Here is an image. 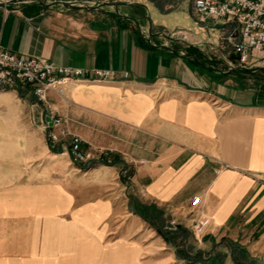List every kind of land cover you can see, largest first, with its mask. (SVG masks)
<instances>
[{
    "label": "crops",
    "instance_id": "obj_1",
    "mask_svg": "<svg viewBox=\"0 0 264 264\" xmlns=\"http://www.w3.org/2000/svg\"><path fill=\"white\" fill-rule=\"evenodd\" d=\"M183 2L192 14L191 0ZM118 3L117 11H68L0 0V48L116 72L112 80L70 81L63 98L48 93L66 128L107 153L86 169L48 149L32 97L0 93V264H264V82L237 84L233 78L250 76L210 73L149 48V30L153 44L189 47L150 20L151 10L165 15L174 4ZM222 23L220 40L235 58L236 26ZM198 52L227 70L226 53ZM123 168L129 184L118 175ZM193 196L199 203L191 207ZM200 215L209 224L195 238ZM164 251L170 256L152 260Z\"/></svg>",
    "mask_w": 264,
    "mask_h": 264
},
{
    "label": "built area",
    "instance_id": "obj_2",
    "mask_svg": "<svg viewBox=\"0 0 264 264\" xmlns=\"http://www.w3.org/2000/svg\"><path fill=\"white\" fill-rule=\"evenodd\" d=\"M190 12L202 20L217 18L236 26L237 39L231 43V50L238 66H246L264 57V0H191ZM168 39L195 46L199 51L205 47L200 42L189 41L181 30L172 31ZM226 63L233 67L230 61ZM115 76L116 72L110 69L59 66L41 58H21L0 48V93L14 92L20 97H32L41 110L48 149L67 155L74 165L82 169L102 164L107 153L93 149L66 128L64 116L50 102L48 93L54 92L63 98V87L70 81H106ZM118 175L129 184L131 176L127 168L120 170ZM198 203L197 196L191 197V207ZM208 224L209 219L200 215L191 225L193 236L199 237Z\"/></svg>",
    "mask_w": 264,
    "mask_h": 264
},
{
    "label": "rangeland",
    "instance_id": "obj_3",
    "mask_svg": "<svg viewBox=\"0 0 264 264\" xmlns=\"http://www.w3.org/2000/svg\"><path fill=\"white\" fill-rule=\"evenodd\" d=\"M60 1H65V0H60ZM78 3H84V2H91V3H100V2H109V3H118L121 2L123 0H76ZM132 1V0H129ZM157 4H159L160 6L163 5L165 2H169L171 4H174L173 8H176L174 11H172L171 13L165 14V15H157L155 14V12L153 13V11H150V20H157V22H159V28L158 31L161 33V36L163 37H168V35L172 32V31H176V30H181L183 32H185V34L187 35L189 41H196V42H201L202 44H215L217 42V44L219 45V50H208L206 49V47L202 48V51H206V52H210L213 53L214 55H217L220 52H224L226 53L225 55H230V46H228L224 41L220 40V38L223 37V32L225 31L223 26H222V19H217V18H206L204 20H202L201 18H198L196 16H193L192 14L189 13L188 9H187V4L185 2H183V0H154ZM156 18H155V17ZM222 20V21H221ZM226 24H224L225 26L227 25L230 26L229 23L225 22ZM223 28V29H222ZM229 28V27H228ZM185 45V44H184ZM188 46V45H187ZM194 47L195 49H197L195 46H191ZM181 49H186V46H182ZM198 50V49H197ZM183 52V51H182ZM210 56V55H209ZM227 56V57H228ZM211 57V56H210ZM231 58H226L224 61H230L231 64L233 66H238L234 60V58L232 56H229ZM255 66H264V57L263 58H257L254 61L249 62L246 67H255ZM226 69L228 70L230 67L227 65V63L225 64ZM252 78H249L248 76H237L235 78H233V82L234 79L236 81L237 84H241V85H248V86H252L254 84H256L257 81H263L264 82V75L263 74H252L251 75ZM130 201H129V206L130 207ZM127 208V209H128ZM129 210V209H128ZM132 210V209H131ZM150 226V227H149ZM152 223H149V225H147V229H152L153 227ZM169 249H171L169 246H165ZM172 251V249H171ZM165 252H167L170 256V251H164V252H153L152 253V260L154 259H158L160 258V256H164ZM143 255V254H142ZM141 255V257L143 258V256ZM171 264H178V263H173L171 262Z\"/></svg>",
    "mask_w": 264,
    "mask_h": 264
},
{
    "label": "water",
    "instance_id": "obj_4",
    "mask_svg": "<svg viewBox=\"0 0 264 264\" xmlns=\"http://www.w3.org/2000/svg\"><path fill=\"white\" fill-rule=\"evenodd\" d=\"M36 4L40 7L49 8V9H56L61 8L68 11H76V10H86L91 11L102 7H112L115 11H117V7L120 3H109V2H100V3H76L71 1H48V0H36ZM136 24V23H135ZM143 41L148 45L149 48L153 50H158L161 52H167L173 56L180 57L182 59L188 60L196 65H198L203 70L215 73L222 76H227L236 72H256V71H264V67H244V66H233L230 67L226 71H220L214 68H211L207 66L205 63H203L200 59L197 57L190 55L185 52H181L179 50L174 49L173 47L167 45V44H153L151 41V33L150 30L148 31L147 36L142 37Z\"/></svg>",
    "mask_w": 264,
    "mask_h": 264
},
{
    "label": "trees",
    "instance_id": "obj_5",
    "mask_svg": "<svg viewBox=\"0 0 264 264\" xmlns=\"http://www.w3.org/2000/svg\"><path fill=\"white\" fill-rule=\"evenodd\" d=\"M174 49H176V50H181V51H183V52H185V53H188V54H190V55H193V56H195V57H197L198 59H200L203 63H205L207 66H209V67H215L213 64H211V63H209V62H207L202 56H201V54L198 52V50L197 49H195L194 47H186V49H181V48H179V46H177V45H173L172 46ZM194 64V63H193ZM195 66H198V65H196V64H194ZM200 68V67H199ZM201 70H203L202 68H200ZM236 73H241V72H236ZM243 74H245V75H249L250 76V78H252V74H257V73H259V74H263L264 75V71H256V72H252V73H247V72H242ZM233 74H235V73H233ZM140 216L143 218V219H148V217L147 216H145V215H143V214H140ZM157 234H161V231L157 228ZM164 238V237H163ZM165 240V242H167V243H169V244H171L173 247H175V256H176V258H178V259H186V257H185V252L184 251H182L177 245H174V243H175V240H174V238H172V239H164ZM184 256V257H183ZM238 260V259H237ZM239 261V263L240 264H243L242 262H240V260H238Z\"/></svg>",
    "mask_w": 264,
    "mask_h": 264
}]
</instances>
